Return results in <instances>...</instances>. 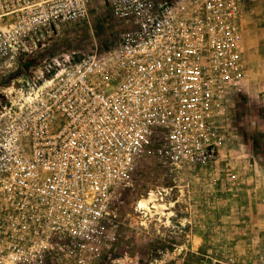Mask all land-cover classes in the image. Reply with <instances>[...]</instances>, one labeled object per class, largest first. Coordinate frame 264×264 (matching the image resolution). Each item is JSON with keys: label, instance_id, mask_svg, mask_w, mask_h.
I'll use <instances>...</instances> for the list:
<instances>
[{"label": "built area", "instance_id": "built-area-1", "mask_svg": "<svg viewBox=\"0 0 264 264\" xmlns=\"http://www.w3.org/2000/svg\"><path fill=\"white\" fill-rule=\"evenodd\" d=\"M81 1L0 0L1 66L26 52L24 13L80 16ZM216 1L208 8L207 0H111L132 24L113 53L66 59L53 75L24 76L25 86L8 91L16 107L0 127V264L64 260L71 227L109 219L118 186L141 161L214 154L220 86L212 87L211 50L225 47L230 9Z\"/></svg>", "mask_w": 264, "mask_h": 264}, {"label": "rangeland", "instance_id": "rangeland-1", "mask_svg": "<svg viewBox=\"0 0 264 264\" xmlns=\"http://www.w3.org/2000/svg\"><path fill=\"white\" fill-rule=\"evenodd\" d=\"M80 4V16L47 20L49 10L38 8L20 17L24 54L47 77L66 59L113 53L132 26L111 0ZM228 4L225 47L211 50L212 87L220 86L214 154L207 161H141L118 186L109 219L71 227L65 259L45 264H264V0ZM2 70L3 88L26 75L18 60ZM145 201L149 210L139 208Z\"/></svg>", "mask_w": 264, "mask_h": 264}, {"label": "flooded vegetation", "instance_id": "flooded-vegetation-1", "mask_svg": "<svg viewBox=\"0 0 264 264\" xmlns=\"http://www.w3.org/2000/svg\"><path fill=\"white\" fill-rule=\"evenodd\" d=\"M216 0H207V4L206 6L208 8H212V7H215L216 6ZM218 6H222L224 7V9L226 8V0H220L218 2ZM28 56L24 53H19V56H18V61L22 64L24 70L26 71V75L25 77H29L31 79L35 78L34 77V74H36L37 76L40 74V69L38 66L34 65L33 62L31 60H28L27 58ZM2 68L1 66V63H0V69ZM4 70L0 71V74L3 73ZM4 77V76H2ZM12 87H18V86H25V84L21 83L19 81H17L16 83V80H12V83H11ZM12 87H5L3 88L1 85H0V127L2 126V123H4L6 120H9V117H6L3 119V117H5V115H8L11 110H13L15 106V104L13 103V99H15V96H13L12 94L14 93V90L12 89ZM8 91H10V96H9V93Z\"/></svg>", "mask_w": 264, "mask_h": 264}, {"label": "bare ground", "instance_id": "bare-ground-1", "mask_svg": "<svg viewBox=\"0 0 264 264\" xmlns=\"http://www.w3.org/2000/svg\"><path fill=\"white\" fill-rule=\"evenodd\" d=\"M148 204H149V201L142 202L141 207H139V208L143 209V210H149Z\"/></svg>", "mask_w": 264, "mask_h": 264}, {"label": "water", "instance_id": "water-1", "mask_svg": "<svg viewBox=\"0 0 264 264\" xmlns=\"http://www.w3.org/2000/svg\"><path fill=\"white\" fill-rule=\"evenodd\" d=\"M37 75L36 74H34V77H36Z\"/></svg>", "mask_w": 264, "mask_h": 264}, {"label": "crops", "instance_id": "crops-1", "mask_svg": "<svg viewBox=\"0 0 264 264\" xmlns=\"http://www.w3.org/2000/svg\"><path fill=\"white\" fill-rule=\"evenodd\" d=\"M208 257V256H207Z\"/></svg>", "mask_w": 264, "mask_h": 264}]
</instances>
